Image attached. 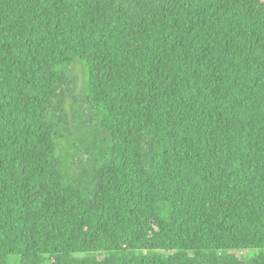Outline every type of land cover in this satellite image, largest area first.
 <instances>
[{
  "label": "trees",
  "instance_id": "1",
  "mask_svg": "<svg viewBox=\"0 0 264 264\" xmlns=\"http://www.w3.org/2000/svg\"><path fill=\"white\" fill-rule=\"evenodd\" d=\"M0 264H264V0H0Z\"/></svg>",
  "mask_w": 264,
  "mask_h": 264
},
{
  "label": "rangeland",
  "instance_id": "2",
  "mask_svg": "<svg viewBox=\"0 0 264 264\" xmlns=\"http://www.w3.org/2000/svg\"><path fill=\"white\" fill-rule=\"evenodd\" d=\"M80 63L81 62L79 60H75L73 62L72 71H71V86H70L71 93L69 94L66 90L63 91V103L65 107L68 106L67 109L70 108V105L72 104L74 105V102H73L74 97L77 98L78 100H80V97H81L84 75H83V67ZM79 110L81 111L82 108H80ZM83 119H86V116H84ZM83 119L82 121H84ZM82 149L86 151V148L84 146H82ZM248 252L249 251L239 250L236 253L240 257H244V255H246ZM257 252H258L257 250H254V251H250L249 253L251 255H254Z\"/></svg>",
  "mask_w": 264,
  "mask_h": 264
}]
</instances>
